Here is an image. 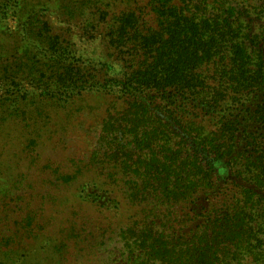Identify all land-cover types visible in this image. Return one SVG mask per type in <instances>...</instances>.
<instances>
[{"label": "trees", "instance_id": "obj_1", "mask_svg": "<svg viewBox=\"0 0 264 264\" xmlns=\"http://www.w3.org/2000/svg\"><path fill=\"white\" fill-rule=\"evenodd\" d=\"M147 5L107 27L121 63L111 79L49 43L57 101L88 90L122 106L89 165L140 211L120 234L124 264H264V1Z\"/></svg>", "mask_w": 264, "mask_h": 264}, {"label": "rangeland", "instance_id": "obj_2", "mask_svg": "<svg viewBox=\"0 0 264 264\" xmlns=\"http://www.w3.org/2000/svg\"><path fill=\"white\" fill-rule=\"evenodd\" d=\"M148 1L0 0V264H124L120 234L140 211L89 165L102 120L122 106L88 90L57 101L63 65L49 43L111 79L121 63L107 27L150 13Z\"/></svg>", "mask_w": 264, "mask_h": 264}]
</instances>
